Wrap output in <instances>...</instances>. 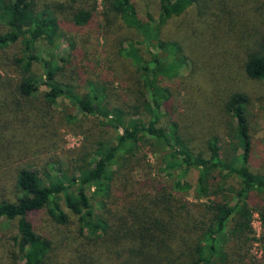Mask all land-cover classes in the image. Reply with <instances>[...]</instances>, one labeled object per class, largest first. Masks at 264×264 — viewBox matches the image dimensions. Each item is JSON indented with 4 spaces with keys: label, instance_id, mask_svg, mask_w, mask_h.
I'll use <instances>...</instances> for the list:
<instances>
[{
    "label": "trees",
    "instance_id": "16d2710c",
    "mask_svg": "<svg viewBox=\"0 0 264 264\" xmlns=\"http://www.w3.org/2000/svg\"><path fill=\"white\" fill-rule=\"evenodd\" d=\"M191 7L202 18L193 42L208 63L241 52L245 76L264 84V0H157L156 17L145 19L134 0H0L5 28L0 33V170L51 138V108L59 100L92 118L99 129L94 140L87 138L90 129L83 132L86 143L71 160L75 167L69 177L57 170L44 180L17 169L15 200L0 202V224L15 225L0 264H18L19 257L26 264H264L252 254L254 244L264 252V174L250 168L246 95L232 91L222 102L236 125L228 148L213 136L201 154L175 120L159 125L158 114L172 97L165 83L189 62L186 49L166 30ZM115 26L125 34L111 37L105 49L131 68L140 90L133 104L119 102L108 81L81 73L86 65L77 58L88 55L81 38L86 30L95 27L106 38ZM63 44L69 57L59 50ZM152 111L157 114L146 120ZM100 129L115 135L100 141ZM151 141L165 150L162 171L178 169L182 176L197 171L195 195L207 202L196 206V213L157 180L141 182L113 213L117 175L130 170L142 145ZM190 189L175 182L171 190ZM42 211L61 225L75 217L78 241L55 247L32 219ZM254 213L262 224L259 237L252 227Z\"/></svg>",
    "mask_w": 264,
    "mask_h": 264
},
{
    "label": "rangeland",
    "instance_id": "374dc122",
    "mask_svg": "<svg viewBox=\"0 0 264 264\" xmlns=\"http://www.w3.org/2000/svg\"><path fill=\"white\" fill-rule=\"evenodd\" d=\"M140 17L145 19L147 14L156 17L157 0H134ZM101 5L99 3V9ZM118 24V23H116ZM202 24L201 14L193 7L179 19L172 21L166 35L179 41L186 49L189 57L187 66L167 80L165 85L172 93L170 104L162 107L159 115V125L164 126L175 120L180 127L182 136L190 143L195 151L205 154L208 141L213 136L219 137L220 146L225 148L232 144L231 134L234 132L235 122L224 112L223 100L232 91H240L247 97L246 114L249 123L250 140L252 153L250 168L253 171L264 174V84L247 78L239 67L243 54L238 52L236 56L229 55L224 62L219 58L212 59L213 65L207 61V56H203L201 49L197 48L193 39L198 34V28ZM195 28V30L193 29ZM5 28L0 24V33ZM122 37L125 32L113 28L112 34L105 38V35L95 27L86 30L81 36L84 51L88 53L86 58L81 54L78 60L86 65L81 72L80 69L73 68L78 74L83 73L90 78L108 81L112 86V93L119 102L134 103L135 98L140 97V90L136 86L131 68L123 61L113 59L109 49H105L110 44L111 37L117 35ZM60 52L69 57L70 51L67 45L60 47ZM216 51L215 53H220ZM232 52L231 54H233ZM230 64L225 67L224 64ZM80 71V72H79ZM53 115V125L49 131L51 138L44 144L42 141L31 148L21 160L15 164L0 170V202H13L17 196L15 177L18 168H25L38 177L46 180L47 177L54 178L57 170L65 173L68 177L72 175L75 163L71 162L78 156L82 146L86 143L83 132L88 133L89 140L97 135L99 129L94 128L93 119H85L68 102L59 100L51 108ZM157 114L152 111L145 116L148 120ZM73 118H77L76 124ZM79 125V126H78ZM233 130V131H232ZM104 133L102 140H111L115 133L108 129H100ZM54 139L53 145L51 140ZM164 148L159 143L151 141L142 145L140 152L133 160L130 170L117 175V180L113 185V213L119 209L122 203L132 195L133 191L140 188V183L148 180L150 183L157 180L163 183L173 195L186 203L189 208L196 213V206L206 203V199H200L195 195L197 181V171H189L182 176L180 170L162 171L164 167ZM168 172V173H167ZM150 180V182H149ZM175 182L187 183L191 189L187 192H176L171 190ZM155 184V183H154ZM234 185L229 183L228 186ZM90 193V191H89ZM122 207V208H123ZM39 232L51 238L56 245L66 241V244L77 242L78 224L75 217L71 216L70 222L61 225L51 220L46 211L38 213L32 217ZM252 227L259 237L262 232V224L257 213L253 214ZM15 232L14 223L7 225L0 224V259L4 253V248L9 245L8 238ZM263 249L259 244H254L252 254L257 258H263ZM57 250L55 249L52 258L55 259ZM18 264H26L24 259L19 257Z\"/></svg>",
    "mask_w": 264,
    "mask_h": 264
}]
</instances>
